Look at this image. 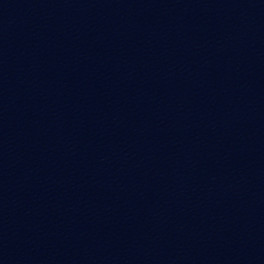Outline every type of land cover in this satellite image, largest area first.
<instances>
[{"label":"water","instance_id":"95a60500","mask_svg":"<svg viewBox=\"0 0 264 264\" xmlns=\"http://www.w3.org/2000/svg\"><path fill=\"white\" fill-rule=\"evenodd\" d=\"M0 264H264V7L0 0Z\"/></svg>","mask_w":264,"mask_h":264}]
</instances>
